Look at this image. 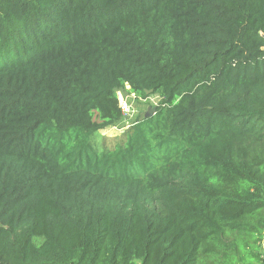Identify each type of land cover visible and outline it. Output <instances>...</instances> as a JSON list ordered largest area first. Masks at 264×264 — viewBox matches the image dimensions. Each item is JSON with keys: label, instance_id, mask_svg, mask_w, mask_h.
<instances>
[{"label": "trees", "instance_id": "16d2710c", "mask_svg": "<svg viewBox=\"0 0 264 264\" xmlns=\"http://www.w3.org/2000/svg\"><path fill=\"white\" fill-rule=\"evenodd\" d=\"M0 264H264V0H0Z\"/></svg>", "mask_w": 264, "mask_h": 264}, {"label": "rangeland", "instance_id": "374dc122", "mask_svg": "<svg viewBox=\"0 0 264 264\" xmlns=\"http://www.w3.org/2000/svg\"><path fill=\"white\" fill-rule=\"evenodd\" d=\"M130 86H126V90L130 89ZM125 94V98L132 103L133 106V118L129 122H125L124 120L121 123L116 125L109 126L105 129L100 130V134L102 136H106L108 138L116 137L122 134L125 129L131 125L137 117H141L146 114L150 107L157 105V98H154V101H142L140 98H136L135 95H132L130 92H123ZM100 140V139H99Z\"/></svg>", "mask_w": 264, "mask_h": 264}, {"label": "built area", "instance_id": "2783aa9c", "mask_svg": "<svg viewBox=\"0 0 264 264\" xmlns=\"http://www.w3.org/2000/svg\"><path fill=\"white\" fill-rule=\"evenodd\" d=\"M132 95H135V93H131ZM118 97L120 100V108L123 114V120L125 122H129L132 120L133 118V106L132 103L129 102L126 98H125V94L123 93V91H118ZM136 97V95H135ZM154 98H157V103L158 104L161 100V96L159 94H150L147 98H140L142 99V101L144 100L146 101H154ZM112 126V125H111Z\"/></svg>", "mask_w": 264, "mask_h": 264}, {"label": "water", "instance_id": "95a60500", "mask_svg": "<svg viewBox=\"0 0 264 264\" xmlns=\"http://www.w3.org/2000/svg\"><path fill=\"white\" fill-rule=\"evenodd\" d=\"M156 110V107L155 106H152L149 108L148 112L146 113V116H151L153 115V113L155 112Z\"/></svg>", "mask_w": 264, "mask_h": 264}]
</instances>
